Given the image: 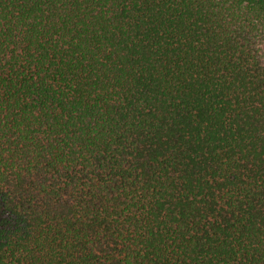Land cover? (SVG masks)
Listing matches in <instances>:
<instances>
[{
	"label": "trees",
	"instance_id": "trees-1",
	"mask_svg": "<svg viewBox=\"0 0 264 264\" xmlns=\"http://www.w3.org/2000/svg\"><path fill=\"white\" fill-rule=\"evenodd\" d=\"M0 264H264V0H0Z\"/></svg>",
	"mask_w": 264,
	"mask_h": 264
}]
</instances>
